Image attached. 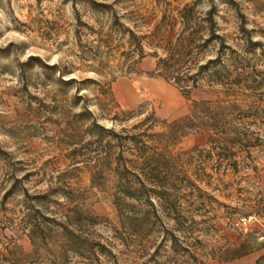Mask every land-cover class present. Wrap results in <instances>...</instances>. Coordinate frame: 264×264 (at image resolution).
Returning a JSON list of instances; mask_svg holds the SVG:
<instances>
[{"label":"rangeland","instance_id":"obj_1","mask_svg":"<svg viewBox=\"0 0 264 264\" xmlns=\"http://www.w3.org/2000/svg\"><path fill=\"white\" fill-rule=\"evenodd\" d=\"M194 1L0 0V47L13 45L0 67V264H206L222 260L226 248L242 241L237 224L251 217L249 231L256 241L260 238L264 86L262 100L227 97L221 87L205 83L187 96L152 74L156 59L147 56L138 64L136 56L130 58V31L147 37L150 52L153 44L146 42L176 38L178 12ZM235 1L253 38L264 44V0ZM212 5L220 33L242 51L237 11L227 0H200L198 9L205 12ZM217 48L212 43L202 61L215 57ZM31 55L58 64L65 80L77 83L61 91L46 83L36 67L26 88L18 62ZM250 57L264 72V46ZM79 92L83 100L69 102ZM39 100L49 108L39 106ZM255 101L260 109L250 112ZM196 102H214L213 109L235 103V118L247 112L243 123L251 132V146H216L210 143L212 132L204 129L177 139L172 124L192 117ZM86 109L91 115L80 122L81 144L69 147L72 118ZM92 118L119 134L145 133L150 165L165 170L170 196L153 197V205L118 196L119 148L114 147L108 164L95 166L88 159L98 146H85ZM74 149L80 156L72 160L68 155ZM123 155L141 173L138 167L145 163L138 154L125 149ZM26 192L40 198L32 200ZM76 242L84 254L74 252Z\"/></svg>","mask_w":264,"mask_h":264},{"label":"trees","instance_id":"obj_2","mask_svg":"<svg viewBox=\"0 0 264 264\" xmlns=\"http://www.w3.org/2000/svg\"><path fill=\"white\" fill-rule=\"evenodd\" d=\"M37 1L40 2L41 0ZM227 2L237 11L240 20L239 31L240 38L243 41L242 51H238L229 45L225 36L220 33L216 7L212 5L208 10L202 12L198 9L200 0H196L178 12L179 16L176 18V21L181 24V30L176 38L170 40L169 38L161 37L160 43L155 45L153 41L146 42L147 45H154H152L153 48L150 52H146L145 50L144 42L145 40L147 41V37H139L136 33L130 31V42L134 49L129 53L130 58L131 55L136 56L138 64L147 56L156 59L155 70L152 74L178 86L184 95L187 96L193 89L200 88L205 83L206 86L211 88L216 86L221 87L227 97L243 94V96L251 97L254 100L255 98H262L263 93H260V89L264 86V72L256 67L253 58L250 56H255L256 51L262 49L264 44L253 38L252 34L254 30L247 28L246 17L241 12L239 3L235 0H227ZM94 4L104 5L96 2ZM75 15L77 22L81 24L79 11L75 10ZM167 18L168 15L164 14L162 22ZM212 43H218L217 55L207 61H202L206 49ZM10 46L13 45H9L6 48L0 47V67L11 56L9 53ZM36 67L40 68L46 83L58 86L61 91L68 90L70 85L77 83L75 79L65 80L64 74L58 64L50 65L40 57L31 55L26 61L18 62L20 77L25 82L26 88L29 86L30 73ZM83 98V95H80L79 92L74 98L69 99V102L71 101L74 105H78ZM60 103L57 102V106ZM222 104H225V101ZM222 104L220 103L216 106V109H213L214 102H196L192 117L187 116L172 124L174 127L172 134L176 135L177 139H180L189 133L204 129L212 132L210 143L216 146L223 145L224 148H228L231 144H241L244 147L251 146L249 141V133L251 132L248 124L243 123L247 112L241 111L243 115L235 118L231 111L232 109H237L238 106L235 103ZM255 104L256 101L252 104L250 112L253 108L256 110L260 109V106L254 107ZM39 106L49 108L41 100H39ZM202 108H205L204 112L200 111ZM89 115H91V112L89 109H86L73 116L72 119L75 122H73L74 125H71L73 129L68 136L72 141H69L66 145L72 147L81 144L80 122L83 121L82 118H86ZM50 118L49 120H52L53 117ZM236 121L238 122L236 123ZM85 133L90 136L85 146L91 147L93 143H98L95 155L88 157L89 160L94 162L95 166L104 161L107 164L110 163V158L113 155L112 150L114 147L119 148L115 157L118 196L134 200H144L151 205H153V197L166 199V197L170 196L171 189L168 188L170 183L167 174L164 173L165 170L161 167V164L150 165L148 159V149L150 147L144 141L147 137L145 133L119 134L106 129L94 118L88 123ZM111 140H115L116 145H113ZM125 149L130 152H136L138 157L144 161L145 164H141L138 167L141 173L132 169V166L129 167V164L133 165L134 161L127 159L123 155ZM79 156L80 151L74 149L70 152L68 158L75 160ZM26 196L32 200L40 198L39 196H31L27 192ZM127 206L132 208V210L134 208L130 205ZM32 210L34 214L39 213V209H36V207H33ZM78 210L80 209L75 207L73 211L74 213H78ZM38 229L39 225L36 224L33 233ZM64 230L70 233L68 227L65 226ZM243 241L234 248L226 249L223 254L231 257V260L243 257L253 252L254 245L258 244L252 234L246 235ZM74 246V252L76 250L78 254H84L82 245L76 242ZM224 259H227V257Z\"/></svg>","mask_w":264,"mask_h":264},{"label":"crops","instance_id":"obj_3","mask_svg":"<svg viewBox=\"0 0 264 264\" xmlns=\"http://www.w3.org/2000/svg\"><path fill=\"white\" fill-rule=\"evenodd\" d=\"M259 231V235L260 238L257 239V243L256 245H254V250L253 252L249 253L246 256L243 257H239V258H235L231 260V257H229L228 255H224L222 260H211V261H207L206 264H264V231L262 229H258ZM243 236L245 237L248 234H252V235H256L254 233H252L251 231L245 233L243 231H241ZM244 238L242 239V241H238L236 244L230 245L228 248H234L236 246H238V244L244 242L243 241ZM226 248V249H228ZM225 249V250H226ZM224 250V252H225ZM221 256V257H222ZM225 257H227V259H224Z\"/></svg>","mask_w":264,"mask_h":264},{"label":"built area","instance_id":"obj_4","mask_svg":"<svg viewBox=\"0 0 264 264\" xmlns=\"http://www.w3.org/2000/svg\"><path fill=\"white\" fill-rule=\"evenodd\" d=\"M252 220H253L252 217L249 219H242V221L239 222L237 226L240 228L241 231L247 233L250 230V223Z\"/></svg>","mask_w":264,"mask_h":264}]
</instances>
